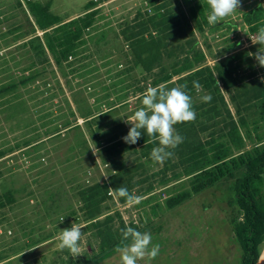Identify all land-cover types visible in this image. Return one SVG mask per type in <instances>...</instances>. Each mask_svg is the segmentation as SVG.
Returning <instances> with one entry per match:
<instances>
[{
	"label": "rangeland",
	"instance_id": "rangeland-1",
	"mask_svg": "<svg viewBox=\"0 0 264 264\" xmlns=\"http://www.w3.org/2000/svg\"><path fill=\"white\" fill-rule=\"evenodd\" d=\"M91 1L100 13L87 19L91 26L82 29L80 42L85 43L76 58L63 62L74 93L50 52L51 67L38 64L35 75L27 74L28 79H22V70L38 62L23 43L35 36L45 41L28 10L29 3L46 6L53 20L77 18L84 26L87 21L81 18ZM188 1L189 5L185 0H160L159 4L165 3L180 20L182 31L168 40L162 65L145 73L134 63L121 34L139 13L153 11L148 1L0 0V152H4L0 159V264H55L66 254L58 248L60 230L71 228L73 223L81 225L83 233L81 255L77 257L97 249L95 238L83 232L85 222L80 219L77 192L86 185L108 180L113 170L99 146L114 147L127 135L132 126L127 120L143 107L142 95L148 87L179 86L181 77L173 76L167 83L161 80L171 71L172 63L186 54H202L204 58L198 65L210 67L216 76L217 69L226 63L235 82L227 89L218 79L226 102L219 104L222 116L218 118L211 117L212 103L200 99L205 94L212 96L210 91L202 88L199 93L196 89L188 93L196 112L188 139L207 143L215 138L216 142H224L227 139L222 136L228 131L225 120L251 114L250 135L241 129L244 147L239 152L251 151L261 142L259 137L264 140V123L246 103L264 82V67L247 54L264 46L252 44L250 37L258 31H250L243 20V14L256 7L261 8L264 20V0H241L240 8L224 21L210 25L200 19L201 29L192 19L190 8L200 2L207 20L210 6L204 5L207 0ZM60 34L53 33V39ZM64 99L77 109L81 129L54 135V128L63 122L58 119L60 113L68 110ZM20 100L22 105L17 104ZM99 112L107 114L97 118L92 128L80 117ZM175 128L179 133L178 125ZM119 147L116 159L135 168L130 175L135 184L131 194L141 197V201L130 206L112 194L104 214L137 224L151 233L152 244L160 245L155 259L145 257L138 264H228L231 255L232 264H238L242 250L230 221H240L242 215L233 200L234 180H224L180 207L168 209L166 200L186 190L190 182L181 173L184 165L175 149H169L174 156L160 164L150 158L152 150L144 156L138 147L137 153ZM218 214L225 225L220 226L218 219L213 221ZM157 228L161 230L156 234ZM100 264H120L119 253Z\"/></svg>",
	"mask_w": 264,
	"mask_h": 264
},
{
	"label": "trees",
	"instance_id": "trees-1",
	"mask_svg": "<svg viewBox=\"0 0 264 264\" xmlns=\"http://www.w3.org/2000/svg\"><path fill=\"white\" fill-rule=\"evenodd\" d=\"M146 1L153 7V11L139 13L135 20L123 29L121 35L128 43L134 63L140 66L145 73H151L157 66L162 65L168 40L174 38L182 31V28L180 20L165 3L159 4L160 0ZM185 2L189 5L188 0H185ZM204 5L206 6L207 3L205 2ZM190 9L192 19L201 29L200 19L207 23L204 16V7L200 2H196ZM28 10L35 18V23L38 29L42 31L45 41L43 42L39 36H35L23 43L29 49V52H32L38 59V62L22 70V79H28L29 75L30 77L35 75L38 64L51 67L52 62L48 55V52H50L57 60V66L66 79V85L73 92L71 81L67 80L68 74L63 62L69 63V60L76 58L80 46L85 43L80 42L82 29L91 26L90 21H87V19L95 17L100 11L96 9L95 2L91 1L88 12L81 18L87 22L84 23V26H81L79 24L80 20L77 18L67 22L51 19L47 7L41 3H29ZM261 12V8L256 7L243 14V20L250 31L257 32L260 27H264ZM59 32L62 34L54 40L52 34ZM55 41H57L56 44ZM203 58L202 54L194 53V55L186 54L184 57L175 60L172 63L171 71L165 74L161 81L167 83L172 80L173 76L181 77L177 81L178 85H187L184 89L187 93L195 91L192 82L198 81L202 88L212 93L210 112H213V115L211 117L218 118L222 116L219 104L226 105L218 79L227 89L232 88L235 82L228 72L226 63H223V66L217 69L216 76L210 67L198 65ZM13 82L15 81L13 80ZM62 92L63 89L61 88ZM64 100L68 105V110L66 113H60L58 119L63 120V122L54 128V135L73 129H81L78 123L77 109H73L68 99ZM9 102L10 100H8ZM23 103L20 100L17 104L22 105ZM246 103L250 109H253L252 113L264 123V82L254 89L246 99ZM106 114L107 112L90 113L80 117L84 119V123L89 128H92L93 124L98 121L96 119ZM251 120V114L242 115L239 120L230 117L224 123L228 131L225 136H222L227 140L216 142L215 138H211L207 143H199L188 139L191 129L189 127H193V123H178L179 134L185 139L174 151L178 155L180 164L184 165L182 166V175L188 177L190 182L186 190L166 200L168 209L178 208L193 196L213 188L216 184L228 179L234 180L233 200L241 212L242 219L240 221H230V224L242 250L240 264H257L260 258V247L264 241V202L259 186L264 175V140L259 137L261 142L251 151L239 152L244 147V137L241 129L244 128L246 135L249 136L248 129ZM92 135H95V133L92 132ZM150 139L146 132L142 131L141 138L134 145L121 140L114 147L99 146L107 154L113 173L110 174L108 180L86 185L77 192L80 219L85 222L83 232L89 233L91 237L95 238L98 247L82 257H72L70 251L64 249L65 256L61 257L55 264H100L116 256L118 253L115 249L118 246H123L121 229L129 226L142 233L147 232L135 223L126 224L121 219L117 221L113 214H104V206L112 197L109 194V188L115 190L123 186L131 193L135 186L130 176L135 168L126 166L123 160L116 159V155L121 151L119 145L123 146L125 151L132 150L136 153L139 152L136 150L138 147L141 149L142 155L146 156L149 151L158 145V142L148 143ZM232 147L238 152L235 153ZM3 154L4 152H0V159ZM117 199L122 204L126 203L125 198L117 197ZM9 201H12V199L9 198ZM160 230V228H157L154 233L157 234Z\"/></svg>",
	"mask_w": 264,
	"mask_h": 264
},
{
	"label": "clouds",
	"instance_id": "clouds-1",
	"mask_svg": "<svg viewBox=\"0 0 264 264\" xmlns=\"http://www.w3.org/2000/svg\"><path fill=\"white\" fill-rule=\"evenodd\" d=\"M210 6V13L207 22L215 25L233 15L241 6V0H207ZM252 44L264 46V27H260L255 36L250 37ZM249 57H254L261 67H264V47L256 53L249 52ZM193 87L199 93L202 85L198 81H193ZM187 85L168 88L166 84L156 87H148L142 95V105L134 112L130 120L132 126L122 140L130 145H134L141 138L142 131L151 139L148 143L158 142V147L152 149L150 158L163 164L166 160L174 156L175 149L184 141L175 128L178 123L192 122L196 119V112L193 109L192 97L184 90ZM204 103H210L211 94L200 97ZM142 130V131H141ZM115 193L117 197L126 199L128 205L138 204L141 197L129 193L128 189L121 186L115 190L109 188V194ZM64 217L61 218V222ZM82 226L73 223L71 228L60 230L57 237L60 250L68 249L72 257L81 255L80 241L82 238ZM122 244L115 251L120 255V264H138V261L147 257L149 260L155 259L160 252V245L157 243L151 248L152 235L149 232H140L132 227L126 226L121 229ZM128 242V243H124ZM22 253L21 255H23Z\"/></svg>",
	"mask_w": 264,
	"mask_h": 264
},
{
	"label": "crops",
	"instance_id": "crops-1",
	"mask_svg": "<svg viewBox=\"0 0 264 264\" xmlns=\"http://www.w3.org/2000/svg\"><path fill=\"white\" fill-rule=\"evenodd\" d=\"M259 186H260V189H261V197H262V200H263V202H264V175H263V177H262V180L260 181V184H259ZM219 215V214H218ZM215 219H218L220 222H218L219 224H220V226L221 225H225V223L221 220L222 218H221V216L219 215V217H215V215L213 216V221L215 220ZM213 221H212V223H211V225L213 224ZM209 228H210V230L212 229V227L211 226H209ZM157 236H159V235H157ZM207 237V236H206ZM204 239H205V237H203V239H202V242L200 241V243L202 244V246L203 245H205V241H204ZM160 241H161V239H160ZM163 242H165V241H163ZM199 243V240H197V244ZM155 243H153L152 245H150L149 247L151 248L153 245H154ZM236 246H235V244H234V248H235ZM186 250V249H185ZM188 251V250H187ZM183 252H185V251H183ZM190 254L189 255H191V256H193L192 255V252H190V251H188ZM170 254V253H169ZM183 255H184V253H183ZM231 257H232V255H231ZM229 258L230 260H231V262L229 263L228 262V264H232V260H233V258ZM185 262V261H184ZM184 262H183V264H184ZM241 263V258H240V260H239V262H238V264H240ZM257 264H264V241H263V243L261 244V247H260V258H259V260H258V263Z\"/></svg>",
	"mask_w": 264,
	"mask_h": 264
}]
</instances>
